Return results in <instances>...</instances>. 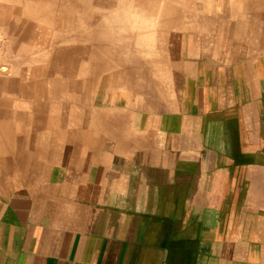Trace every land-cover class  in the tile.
<instances>
[{"label": "crops", "instance_id": "0c3cea01", "mask_svg": "<svg viewBox=\"0 0 264 264\" xmlns=\"http://www.w3.org/2000/svg\"><path fill=\"white\" fill-rule=\"evenodd\" d=\"M195 1L162 28L190 45L172 85L117 82L62 134L26 93L0 100L19 113L0 133V264H264V0Z\"/></svg>", "mask_w": 264, "mask_h": 264}, {"label": "rangeland", "instance_id": "374dc122", "mask_svg": "<svg viewBox=\"0 0 264 264\" xmlns=\"http://www.w3.org/2000/svg\"><path fill=\"white\" fill-rule=\"evenodd\" d=\"M40 1L43 5L42 9H38L37 4L31 3L29 0H0V65L7 64L8 67L5 65L7 67V70H14L15 67H17L18 69L17 72L10 74L11 76L5 75L9 72L0 73V100L2 102H4L3 98L5 97L16 96V91H22L26 93L28 92V90L32 91L30 92L31 94L34 92L32 95V99L39 98L41 101H43L42 97L46 95L44 90L46 88H50L48 79L50 78L49 76L51 74L49 72V65L51 63L50 51L52 50L51 45L53 37L52 34H50V32L48 31V29L51 31V26L47 27V24H51V20L58 17L61 8L53 10L48 6L49 0ZM201 3L204 2L197 0L195 1L196 5ZM170 5L171 2L169 1L167 7ZM91 7V9L96 8V5L92 4ZM130 9L131 11H133L132 8ZM130 9L123 8V10H120L119 18L116 20L117 22L111 21L114 19L107 18L108 15L106 13L108 10H106V13L103 12L106 14L104 20H99L98 18L90 21L87 20L88 25L86 24V26L90 27L92 24H96L97 22L99 23V26H103L107 23V25H110L112 28H116L118 26L119 32H108L106 35H103L104 38H108L111 40L116 37V35L121 38L127 37L128 27L131 26L132 28V25H129L127 27V24L133 21L132 18H129V16L132 17L131 14L129 15ZM151 9L152 8H150V10ZM194 10L195 13L200 17L198 19H202L204 8H200L197 6ZM216 10H219L218 13H220L221 16L224 9L219 8L212 10V12H216ZM228 10L229 9L225 8L224 13L226 14ZM154 15H156L155 12ZM209 15H211L210 11ZM213 19L214 17L212 13L210 21ZM220 19L222 18L220 17ZM134 21L135 22H133L132 24H134L133 29H135V31L132 34L129 33L130 38H125L130 39L128 41L130 45L129 50L122 52L119 56L121 59H124V62L130 65L128 68L121 66L117 67L114 65L108 66L109 61H101V65L103 63L104 64L100 67V69H97L96 71L92 67H87V69L84 68V71H79L77 70V68L79 67H77L76 69L67 71V73L64 74L63 78L65 79V81H69V83L74 79H79V76L83 77L82 79L84 80L87 79L86 81L89 82L85 100L82 102L85 106L84 112L90 113L94 111V108L97 107L100 103V99L98 100V97H107V100L109 101L110 96L114 94V90L117 88V82H119L118 86H122L125 92L127 91L128 86H142L144 85V82H148L149 78L150 81H153V79L158 80V76L163 74L166 75L168 84L170 83L172 85L174 83L176 65L187 58L186 52L183 49L185 46L187 48H190L189 43H186L187 45H183V43L178 44V33L173 30L170 32L168 38H161L160 27L158 25L159 23H157L155 16L150 17L147 15V17L145 16ZM53 27L54 31L58 32L57 34L60 36H63V33L66 30H70L67 36L70 35L71 37H74V35H76V33L78 32V30L76 29L77 21L75 19H73L69 23L64 24L60 22V19L58 18L53 24ZM82 27H84V25ZM194 27V32L196 34L199 33L197 27ZM143 28H147L148 30L144 29V31H146L144 32ZM103 43V45L106 44L104 40ZM1 44L3 46H1ZM112 52L113 51H111V53ZM111 53L108 52L105 55L109 56L110 60H113L114 56H111ZM137 63H140L139 67L132 66ZM90 68H92L93 70H90ZM112 74L113 76H111ZM101 78L103 80H101ZM95 81H97V83ZM16 82H20V85L22 87H14V84H17ZM31 82L34 83L36 87L30 86ZM26 83H28V85H25ZM24 90H26V92ZM36 93L38 94L36 95ZM24 95H27V93ZM73 120L75 122H78V119H72V122ZM5 170V168L0 169V171L2 172ZM2 172L0 174H3ZM5 186L7 190H9V188L13 187L14 185H4L0 183V192L4 191Z\"/></svg>", "mask_w": 264, "mask_h": 264}, {"label": "bare ground", "instance_id": "6f19581e", "mask_svg": "<svg viewBox=\"0 0 264 264\" xmlns=\"http://www.w3.org/2000/svg\"><path fill=\"white\" fill-rule=\"evenodd\" d=\"M29 1L31 3H36L38 6V9L43 8V5L41 4L40 0H29ZM169 1L171 2V5L167 7V5L169 4ZM173 2L174 0H49V3H48L49 8H52L53 10L61 8L58 17L56 19L53 18L51 20L52 21L51 24H47V27L51 26V31L49 29L48 31L50 32V34H52V37H53L52 45H51L52 50L50 51L51 63L49 65V72L51 74L49 76L50 78L48 79L50 88H46L44 90L46 95L42 97L43 101H41L39 98L32 99L33 97L32 95L34 92L31 94L30 92L32 91L28 90L29 91L28 93L26 92V90H24L28 96L24 95L23 97H29L25 99L26 101L24 102V106L28 105L27 103H31L29 105L32 107V111H34L38 115V116H33V117L38 118V119L44 117L45 120H52V124L55 128L54 131L58 132V134L64 133L65 129L63 128L66 127L67 125L68 116H70V118L72 119H79L81 116L83 117L86 115V112H84L85 106L82 102L85 100L86 93L88 90V85H89V82L86 81L87 79L84 80L82 79L83 77H80V76H79V79L77 80L74 79L73 81L69 83V81H65V79L63 78L64 74H66L67 71L76 69L77 67H79L77 68V70L79 71H84V68L87 69V67H92L96 71L97 69H100V67L104 64L103 63L101 65V61H109L108 66L114 65L117 67L121 66V67L128 68L130 65L124 62V59H121L119 56L122 52L129 50L130 45L128 41L130 39H125V38H130L129 33L132 34L135 31V29H133L134 24H132L133 22H135L134 20L143 18L145 16L147 17V15L150 17L155 16L157 23H159L158 25L160 27V36H162L161 34L164 33L162 31V28L164 26L165 27L168 26V22L171 20L172 13L174 12ZM92 4H95L96 8L91 9ZM123 8L133 9V11H131V9L129 11V15L130 14L132 15V17L129 16V18L130 19L132 18L133 21L127 24V27L129 25H132V28L131 26L128 27L127 37L121 38L116 35V37L113 38L114 40L104 38L103 35H106L108 32H112V31H115L116 33L119 32L118 26L116 28H112L110 25L108 26L107 23L103 26H99L98 22L96 24H92L90 27L86 26L87 20L90 21V20H94L97 18L99 20H104L106 14L108 15L107 18L114 19L111 21L117 22L116 20L119 18V12L120 10H123ZM150 8L152 9L150 10ZM106 10H108L107 13H106ZM103 12H105L106 14ZM154 12L156 13V15H154ZM58 18L60 19V22L64 24L69 23L73 19L77 21L76 29L78 30V32L76 33V35H74V37L73 36L71 37L70 35L67 36L70 30H66L63 33V36L58 35L57 34L58 32L54 31L53 24ZM83 25L84 27H82ZM144 29L148 30L147 28H143V31ZM103 40L106 43L105 45H103L104 44ZM158 42H159V39H158ZM3 45L1 44V46ZM111 51L113 52L111 53ZM108 52L111 53V56H114L113 60H110V57L105 55ZM5 65L8 67L7 64ZM5 65H0V73L9 72L5 74L7 76H11L10 74L17 72L18 70L17 67H15L14 70L13 69L7 70V67ZM132 66L139 67L140 63L134 64ZM92 68H90V70ZM66 76H69V75H66ZM111 76H113V74ZM101 80L103 79L101 78ZM95 82L97 83V81ZM14 85H15L14 87L16 88L22 87L20 85V82ZM25 85H28V83H26ZM30 86L36 87L35 84L32 82L30 83ZM26 88H29V87H26ZM37 94L38 93H36V95ZM72 95H73V98H72ZM3 100L4 101L6 100L15 101V96L13 97L8 96V97L3 98ZM13 115L19 116V113L18 114H16L15 112L9 113L8 111L5 112L3 108L0 109V121H2V123H0V133L4 134V132H11L15 129V127H17L16 125H13V122H14L13 120L7 119V118H10V116L13 117ZM83 126L84 125H82V127Z\"/></svg>", "mask_w": 264, "mask_h": 264}]
</instances>
